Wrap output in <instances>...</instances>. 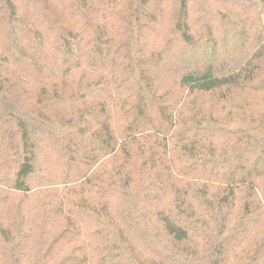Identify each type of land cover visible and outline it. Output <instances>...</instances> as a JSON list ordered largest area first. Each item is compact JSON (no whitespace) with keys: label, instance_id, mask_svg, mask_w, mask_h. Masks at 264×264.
I'll return each mask as SVG.
<instances>
[{"label":"trees","instance_id":"trees-1","mask_svg":"<svg viewBox=\"0 0 264 264\" xmlns=\"http://www.w3.org/2000/svg\"><path fill=\"white\" fill-rule=\"evenodd\" d=\"M0 264H264V0H0Z\"/></svg>","mask_w":264,"mask_h":264}]
</instances>
